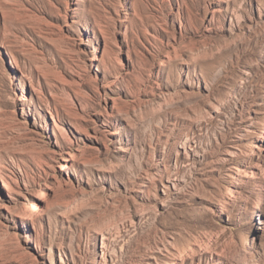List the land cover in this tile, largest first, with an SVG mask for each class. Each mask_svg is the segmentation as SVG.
I'll list each match as a JSON object with an SVG mask.
<instances>
[{"label":"rangeland","instance_id":"374dc122","mask_svg":"<svg viewBox=\"0 0 264 264\" xmlns=\"http://www.w3.org/2000/svg\"><path fill=\"white\" fill-rule=\"evenodd\" d=\"M0 264H264V0H0Z\"/></svg>","mask_w":264,"mask_h":264},{"label":"bare ground","instance_id":"6f19581e","mask_svg":"<svg viewBox=\"0 0 264 264\" xmlns=\"http://www.w3.org/2000/svg\"><path fill=\"white\" fill-rule=\"evenodd\" d=\"M231 191V190H230ZM230 191H229V194H230ZM32 209H31V211L29 212V213H27V214H29V215H33V214H36L39 210H40V208L37 206V205H32V207H31ZM171 259L173 260V259H177V256L173 253V252H171Z\"/></svg>","mask_w":264,"mask_h":264}]
</instances>
